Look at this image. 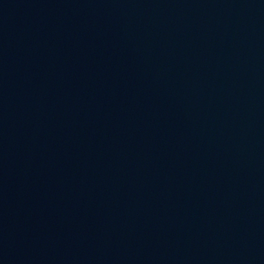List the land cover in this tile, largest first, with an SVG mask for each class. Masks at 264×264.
<instances>
[{
  "label": "water",
  "instance_id": "95a60500",
  "mask_svg": "<svg viewBox=\"0 0 264 264\" xmlns=\"http://www.w3.org/2000/svg\"><path fill=\"white\" fill-rule=\"evenodd\" d=\"M0 264H264V0H0Z\"/></svg>",
  "mask_w": 264,
  "mask_h": 264
}]
</instances>
